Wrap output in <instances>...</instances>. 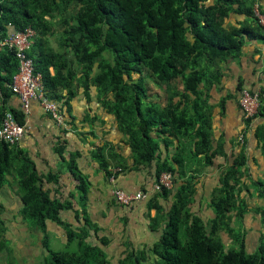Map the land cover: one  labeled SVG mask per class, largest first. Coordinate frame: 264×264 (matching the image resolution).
I'll return each mask as SVG.
<instances>
[{
	"label": "trees",
	"instance_id": "1",
	"mask_svg": "<svg viewBox=\"0 0 264 264\" xmlns=\"http://www.w3.org/2000/svg\"><path fill=\"white\" fill-rule=\"evenodd\" d=\"M255 9L264 20V0H0V42L10 32L32 29L35 37L27 54L41 77L45 97L62 101L69 114L72 84H79L90 110L95 109L91 117L85 113L81 122L102 126L105 121L99 117L103 115L113 123L128 152L125 160L106 146L94 148L93 158L105 172L106 184L108 160L121 169L128 160L130 169L155 160V177L170 172L174 187L175 173L185 175L174 167L180 164L185 144H191L189 155L200 164L194 173L210 166L220 154L211 146L209 92L220 89L226 61L236 59L246 42L264 44V25L254 15ZM49 38L57 49L49 47ZM16 67L14 53L0 47L2 96L7 89L11 93ZM146 81L154 92H149ZM243 88L238 84L237 92ZM63 89L66 99L59 93ZM224 101L221 98L215 107L223 108ZM237 106L240 111L238 100ZM4 112L0 108V123ZM8 112L23 125L22 112ZM258 112L264 116V108ZM263 130L260 125L256 128L264 154ZM63 143L65 139L58 141L54 152L75 182L67 197L49 198L41 189L42 182L55 184L57 176L38 175L15 144L1 140L0 185L5 175L13 177L20 216L28 226L43 230L49 221L64 232L63 251L50 253L44 264H109L103 250L107 241L97 238L98 226L86 211L89 182L77 169L79 154L66 157ZM160 145L164 149L175 146L174 166L166 157L159 162ZM242 167L241 155L221 170L219 186L206 202L210 217L199 218L189 210L195 191L191 175L174 191L161 189L144 202L146 209L159 211L152 229L163 220L159 238L147 250L126 251L116 264H264V181L251 184L263 201L249 208L248 197L242 193L247 190L239 181ZM168 196L172 202L165 210L157 205L156 197ZM64 211L73 213L77 226L61 218ZM249 213L257 216L260 230L255 249L247 253L240 228ZM220 233L230 240L228 244Z\"/></svg>",
	"mask_w": 264,
	"mask_h": 264
},
{
	"label": "crops",
	"instance_id": "2",
	"mask_svg": "<svg viewBox=\"0 0 264 264\" xmlns=\"http://www.w3.org/2000/svg\"><path fill=\"white\" fill-rule=\"evenodd\" d=\"M48 45L54 50L57 49L51 38H49ZM67 59L70 57L67 56ZM223 68L220 89L218 91L211 89L208 99V103L213 105L211 146L213 150L220 152L212 159L211 165L201 172L200 169L196 174L189 172L191 164L198 166L196 160L189 155L190 143L181 148L184 150L180 154L181 166L180 164L174 166L172 163L171 158L175 153V146L167 149H164L162 145L159 146V162L166 157L178 172L181 170L185 174L179 177V173H175V184L171 188L173 191L184 182L187 176H193L195 191L189 210L199 218L211 216L206 207L209 194L213 188L219 186L221 170L232 165L241 155L243 156V174L239 181L240 185L247 190L242 193L248 197V206L254 208V204H261L263 201L257 198L252 185L264 181V154L256 133L259 125L264 128V116L258 112L250 124H244L237 106L239 96L237 86L240 84L251 92H259V107L264 108V44L246 42L240 55L236 59L227 60ZM48 71L50 75L53 74L51 68ZM72 89V98L67 102L69 114L66 112L65 105H62V101H53L60 110L63 122L61 127H58L48 114L42 112L36 101H31L27 113L23 114L22 136L15 146L33 163L38 175L55 174L57 176L55 184L44 181L41 185L42 191L46 192L51 199L67 197L69 192L74 191L75 185L63 162L55 154L54 146L58 141L61 143L62 139H65L63 144L66 157L68 153L77 152L79 154L75 159L77 169L89 182L87 214L90 220L98 226L97 238H104L107 241L103 249L106 259L110 264H116L126 251L147 250L155 243L163 227V220H160L157 227L152 229L150 226L159 211L146 209V203L142 202L121 206L112 199L110 188L105 181V172L99 168L92 152L95 147L106 146L109 150L112 149L115 153L122 154V158L126 160L128 150L113 123L103 115L99 117L105 121L102 126L95 124L94 128V126L89 127L87 123L81 122L85 113L91 117L95 109L92 107V111L90 110V105L86 102L82 93L83 89L79 84H72ZM59 93L63 98L68 95L64 89ZM221 98H225L223 108L215 107ZM0 108L3 112L7 110L21 112L17 97L8 89L6 95L2 96L0 93ZM70 121L72 124L67 123ZM63 130H66V133H63ZM80 134L84 136L79 137ZM240 137L242 142L238 141ZM125 164L127 166L117 176L115 186L128 193L143 189L150 191L155 179V160L148 166H138L136 169H130V160ZM115 165V161L108 160L107 172ZM154 195L152 194L151 197H155ZM156 199L157 205L165 210L172 202L170 196L166 199L160 197ZM20 209L21 202L14 179L10 174L5 175L0 185V264H44L50 253L62 250L65 244L64 232L55 223L49 221L45 222L43 230L28 226L20 216ZM254 216L255 214L249 213L242 219L240 228L244 234L243 242L247 253L255 249L260 230L259 220L257 216ZM61 218L73 226L76 225L71 211L62 212ZM220 236L224 244L229 243L230 240L224 233H220Z\"/></svg>",
	"mask_w": 264,
	"mask_h": 264
},
{
	"label": "built area",
	"instance_id": "3",
	"mask_svg": "<svg viewBox=\"0 0 264 264\" xmlns=\"http://www.w3.org/2000/svg\"><path fill=\"white\" fill-rule=\"evenodd\" d=\"M254 15L264 24L263 18L255 12ZM35 32L30 28L22 31L10 32L1 42L0 47H4L14 53L17 62L16 72L11 77L9 90L19 101L20 110L23 114L28 111L31 101H36L45 114H48L57 126L62 125V119L57 112V107L45 97V91L41 83V77L33 70V60L27 54L33 45ZM258 92L250 93L241 90L238 98L244 120L252 118L258 109ZM23 126L19 125L10 112H4L0 123V140L8 144H15L21 138ZM241 138V137H240ZM239 138V140H241ZM119 168H114L107 178L110 186V195L114 201L122 206H130L134 203L144 202L148 198L146 192L127 193L115 186V175L119 173ZM171 187V176L169 173H161L154 184L153 189H169Z\"/></svg>",
	"mask_w": 264,
	"mask_h": 264
},
{
	"label": "clouds",
	"instance_id": "4",
	"mask_svg": "<svg viewBox=\"0 0 264 264\" xmlns=\"http://www.w3.org/2000/svg\"><path fill=\"white\" fill-rule=\"evenodd\" d=\"M241 91V90H240ZM253 92H257V91H253ZM252 92V93H253ZM240 93V92H239ZM258 96L260 97V95H259V92H258ZM258 97V98H259ZM238 98H239V96H238ZM52 102V101H51ZM54 103V102H53ZM55 104V103H54ZM259 105H260V99H259ZM55 106H56V104H55ZM57 107V106H56ZM258 108H259V106H258ZM258 110V109H257ZM240 113H241V110H240ZM59 114V113H58ZM257 112H256V114L252 117V118H250L249 120L250 121H252L254 118H256V116H257ZM60 115V114H59ZM241 115H242V113H241ZM61 117V116H60ZM51 118V117H50ZM242 119H243V116H242ZM244 120V119H243ZM55 123V122H54ZM56 124V123H55ZM62 124H63V122H62ZM61 126H63V125H60V127ZM59 127V126H58ZM241 140H239L238 139V141L239 142H242V138H240ZM114 168H119V167H113V168H111V169H109L108 170V172L110 173V175H111V171L114 169ZM119 170H120V172L119 173H117L116 175H115V181H116V178H117V176L118 175H120L121 173H122V169L121 168H119ZM161 173H169L170 174V176H171V187L169 188V189H165V188H160L159 190H154L153 189V186H154V184L157 182V179H158V177H159V175L161 174ZM157 177H155V179H154V182H153V185L151 186V189H150V191L149 190H145V189H143V190H139V192H146L147 194H148V198L146 199V201H148V200H150V198H151V195L152 194H156V193H159L160 191H161V189H164V190H166V191H169L171 188H172V186H173V177H172V174L170 173V172H161ZM109 175V176H110ZM108 176V177H109ZM108 185V184H107ZM108 187L110 188V186L108 185ZM118 188V187H117ZM123 191V190H122ZM125 192V191H124ZM136 192H138V191H136ZM128 193V192H127ZM133 193V192H132ZM113 199V198H112ZM114 200V199H113ZM146 201H144V202H146ZM144 202H142V203H144ZM141 203V202H140ZM135 204V203H134ZM119 205V204H118ZM122 206V205H121Z\"/></svg>",
	"mask_w": 264,
	"mask_h": 264
},
{
	"label": "rangeland",
	"instance_id": "5",
	"mask_svg": "<svg viewBox=\"0 0 264 264\" xmlns=\"http://www.w3.org/2000/svg\"><path fill=\"white\" fill-rule=\"evenodd\" d=\"M255 12H257L256 9L254 10V13H255ZM257 13H258V12H257ZM262 25H264V24H262ZM145 85H146V87L148 88V90H149L150 93H152V91H153V92L155 91V89L151 87V85H150V83H149L148 81L145 82ZM243 89L247 91V88H243ZM243 89H242V90H243ZM93 126H94V125H93ZM94 128H95V126H94ZM81 132H82V131H81ZM82 133H83V134H86V132H82ZM185 145H186V144H185ZM185 145H184V146H185ZM182 151H184V150H180V152H182ZM199 168H200V164H199L198 166H192V164H191V166L189 167V170H188V171H189V172H195V171L198 170ZM196 173H197V172H196ZM196 173H195V174H196ZM256 195H257V193H256ZM252 196H255V195L252 194ZM60 251H63V248H62V250H60ZM109 264H110V263H109ZM142 264H143V263H142Z\"/></svg>",
	"mask_w": 264,
	"mask_h": 264
}]
</instances>
